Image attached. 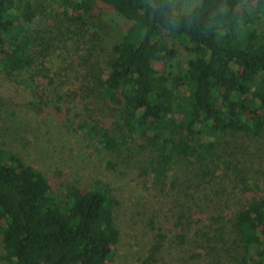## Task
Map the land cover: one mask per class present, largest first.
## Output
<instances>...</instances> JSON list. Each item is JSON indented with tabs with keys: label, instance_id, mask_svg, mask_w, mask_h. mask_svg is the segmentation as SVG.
<instances>
[{
	"label": "trees",
	"instance_id": "obj_1",
	"mask_svg": "<svg viewBox=\"0 0 264 264\" xmlns=\"http://www.w3.org/2000/svg\"><path fill=\"white\" fill-rule=\"evenodd\" d=\"M97 3L130 22L96 75L100 96L152 151L143 171L151 169L158 184L192 157L200 176H210L219 169L221 137L263 132L264 0H201L186 12L173 0H67L65 14L72 10L71 18L84 23ZM18 6L0 0V71L13 77L32 65L37 40ZM178 45L193 57L173 69ZM100 137L105 148L121 150L122 137L111 130L101 127ZM237 174L246 181L241 169ZM118 204L99 182L57 194L45 173L0 148V233L8 264H107L121 234ZM232 243L229 264H264V195L237 212ZM160 249L159 242L152 246L151 261Z\"/></svg>",
	"mask_w": 264,
	"mask_h": 264
},
{
	"label": "rangeland",
	"instance_id": "obj_2",
	"mask_svg": "<svg viewBox=\"0 0 264 264\" xmlns=\"http://www.w3.org/2000/svg\"><path fill=\"white\" fill-rule=\"evenodd\" d=\"M66 1L17 0L16 12L37 40L29 68L14 77L0 71V148L45 173L57 194L73 184L85 191L96 182L111 190L119 201L121 234L107 264L232 263L227 248L233 246L236 214L252 197L264 195V130L221 137L219 169L212 175L200 176L192 157L174 165L158 184L151 169L143 171L152 151L142 147L145 141L124 126L120 111L98 90L96 75L105 70L130 22L97 3L82 23L71 18L72 10L65 14ZM173 1L178 12L201 2ZM178 47L173 69L193 57ZM164 66L156 63L159 70ZM101 127L122 137L120 151L101 145ZM157 242L161 249L151 261ZM3 254L0 233V264H8Z\"/></svg>",
	"mask_w": 264,
	"mask_h": 264
}]
</instances>
